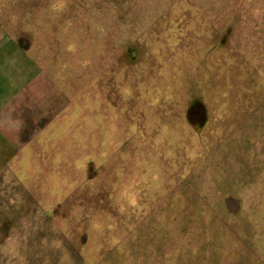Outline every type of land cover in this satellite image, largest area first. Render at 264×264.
<instances>
[{
	"label": "rangeland",
	"instance_id": "rangeland-1",
	"mask_svg": "<svg viewBox=\"0 0 264 264\" xmlns=\"http://www.w3.org/2000/svg\"><path fill=\"white\" fill-rule=\"evenodd\" d=\"M0 111V264H264V0H0Z\"/></svg>",
	"mask_w": 264,
	"mask_h": 264
},
{
	"label": "crops",
	"instance_id": "crops-1",
	"mask_svg": "<svg viewBox=\"0 0 264 264\" xmlns=\"http://www.w3.org/2000/svg\"><path fill=\"white\" fill-rule=\"evenodd\" d=\"M13 64V63H12ZM24 65H26V67L28 68V69H30V70H27L25 73H24V75L26 76V78H28L27 80H29L28 82H30V83H34L35 85H37V84H39L40 83V85H45L46 84V82H47V80L46 79H48L46 76H44V75H41V74H39V72L36 70V69H34V70H32L31 69V65H33L31 62H24ZM24 69V68H23ZM37 71V72H36ZM44 77H46V79L44 78ZM21 78H23V75H21ZM30 78V79H29ZM46 88V87H45ZM19 91V90H18ZM42 94H44V96H46V93H42ZM14 96H18V92L17 93H15L14 92V94H11L10 96H8V99H10V98H13ZM44 96H43V98H44ZM42 98V99H43ZM42 99H40V100H42ZM6 103V102H5ZM4 103V104H5ZM3 104V105H4ZM2 105V106H3ZM12 111H5L4 113L3 112H1L0 111V129L1 130H10L9 129V127L8 126H6L4 123H5V121L3 120V119H8V114L9 113H11ZM12 136H14V135H12ZM16 139V138H15ZM13 156L15 157V158H13ZM10 157H12L13 159H16V157H17V154L16 153H12L11 154V156ZM12 159V160H13Z\"/></svg>",
	"mask_w": 264,
	"mask_h": 264
}]
</instances>
